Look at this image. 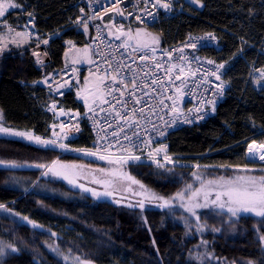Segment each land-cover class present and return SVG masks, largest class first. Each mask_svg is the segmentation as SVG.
I'll use <instances>...</instances> for the list:
<instances>
[{
  "label": "trees",
  "instance_id": "trees-1",
  "mask_svg": "<svg viewBox=\"0 0 264 264\" xmlns=\"http://www.w3.org/2000/svg\"><path fill=\"white\" fill-rule=\"evenodd\" d=\"M15 1L20 7L7 15L10 23L21 26L34 13L43 38L60 35L50 41L49 63H38L29 50L0 58L1 122L9 128L50 137L55 115L47 108L52 102L76 111H85V106L76 91L56 98L38 82L53 69L66 66L70 44L91 47V32L83 26L71 28L70 20L78 16L76 0ZM200 2L203 8L187 4L186 13L151 28L162 39L157 48L189 35H217L221 49L200 52L227 63L223 80L229 89L209 119L173 131L166 140L170 152L179 159L207 166L200 170L211 177H225L234 174L237 167L251 165L247 160L250 143L264 145V86L258 89L252 81L254 72L264 71V55L260 53L264 50V0ZM93 143L88 126L70 141L73 148H89ZM58 158L93 163L82 156L64 155L56 148L0 137V241L17 249L0 255V264H65L47 247L54 240L61 252L95 264H198L192 259L198 237L190 235L178 213L161 205L143 207L100 197L66 185L53 172L35 168H56L53 162ZM11 165L35 167L14 170ZM127 168L164 197L175 196L191 181L189 169L184 167L144 160ZM11 173L26 178L25 187H8ZM45 173L56 179H47ZM47 180L76 194V199L33 191L39 182ZM200 221L202 238L216 264H264V215L233 217L225 211L209 210L201 213Z\"/></svg>",
  "mask_w": 264,
  "mask_h": 264
},
{
  "label": "built area",
  "instance_id": "built-area-1",
  "mask_svg": "<svg viewBox=\"0 0 264 264\" xmlns=\"http://www.w3.org/2000/svg\"><path fill=\"white\" fill-rule=\"evenodd\" d=\"M188 1L161 0V4H168L165 8L161 4L152 6L146 0H124L115 6L112 0H76L78 16L70 20L71 28L82 27L86 22L91 32L93 63L88 68L73 65L55 68L42 79L41 84L56 98H64L88 71H94L102 78V103L85 111L67 110L57 102H52L47 108L55 115L54 126L70 130L77 134L76 137L83 133L85 126L90 128L94 143L89 148H79L80 151L112 159L139 157L145 161H175L178 157L169 150L168 134L204 122L214 114L216 105L229 89L223 80L226 63H219L200 51L220 50L221 39L217 35H189L159 49L138 47L108 32V18L116 30L157 28L163 21L186 13ZM30 14L20 27L40 38L31 49L39 48L40 61H44L49 56L48 44L42 41L36 15ZM52 38L45 39L51 41ZM10 46L0 29V58ZM260 53L264 55L262 50ZM117 65L120 66L119 77L114 71ZM177 75L179 79H176ZM114 77L123 83H117ZM132 79L138 87L134 88L129 82ZM117 89H122L123 94ZM133 91L135 96L130 100L129 94ZM135 99L140 103H134ZM55 104L58 109L52 112ZM133 107L135 113L131 111ZM141 108L143 112H140ZM126 109L128 116L132 117L130 120L122 118ZM61 111L66 112L59 115ZM55 129L52 127L51 137ZM126 136L131 139H125Z\"/></svg>",
  "mask_w": 264,
  "mask_h": 264
},
{
  "label": "rangeland",
  "instance_id": "rangeland-1",
  "mask_svg": "<svg viewBox=\"0 0 264 264\" xmlns=\"http://www.w3.org/2000/svg\"><path fill=\"white\" fill-rule=\"evenodd\" d=\"M14 2L16 3L15 0ZM187 4H190L196 8L204 7L203 3L200 2L199 4H194L191 2V0H189ZM154 29L145 27H132L123 30L118 29L117 31H113V36L120 39H125L130 42V44L142 48L158 47L160 46L162 39L159 35H157ZM24 31L30 33L28 30ZM30 34L33 35L32 33ZM33 37L35 36L33 35ZM44 40L46 39L42 38V41ZM47 44L49 48L50 41H47ZM32 46L33 45H29V47ZM74 46V43L69 45L67 50L68 62L66 66L72 64L73 66L85 68L90 67L93 63V55L91 54L92 48L90 46ZM262 52H264L263 49ZM45 59L46 60L43 62L45 64L49 63V56ZM262 73H264V71H257L252 75V81L258 89H261L264 86V75H262ZM80 82L81 81L79 80L75 84L76 87L75 85L73 87V89H77V85L80 84L78 100L84 104L87 109L96 106L103 98L102 78L96 72L88 71V73L84 76L83 81L81 83ZM103 101L104 100H102L101 103ZM64 112L66 111H61L58 114H64ZM0 118H2L1 112ZM1 125L4 124L2 123ZM53 127L56 129L54 130L52 137L38 136L32 131L17 133V131L15 132L12 129H9L10 132L1 134L0 137L5 136L9 138L21 139L43 148H56L64 155L82 156L86 159L93 160V163L90 164L58 158L53 162V165L81 183L96 185L103 191H111L117 193V195L129 197L127 200L121 199L120 197L117 198V200L121 199L130 205L140 204L143 207H147L149 205L142 204L141 202H154L157 204L156 206L161 205L160 207L162 208L169 209L173 213H178L179 219L187 224L186 226L188 227L190 235L194 234V236L198 237V244L192 253V259H194V261L198 264H216V260L209 252L207 243L201 235V213L209 210L228 212L227 208L233 207L234 209H237L235 215H233L231 212L228 213L233 217H239L241 215L248 214L257 215V211L262 210L257 204L254 205L256 211H244V205H240L235 202H229L228 197V193L243 191H250L256 194L264 193V166H261L264 162V159H260V156L264 155V149H262L260 147L261 144L257 142H252L253 144L250 143L251 145L249 144V148H253L254 154H252L251 151H249L250 154L247 152V156L253 155L255 161L249 162L251 165L237 167V170H235L234 174L225 177H211L207 175V173H204L203 170H200L202 167L207 166L198 162L186 161L179 158H177L175 161H145L155 165L167 164L172 167H184L189 169L188 173L190 174L189 176L191 177V181H188L185 184L183 190L179 192L181 195L177 196L176 194L172 197H164L155 190L150 189L141 183L130 173L129 169L127 168L130 164L143 162L144 160L134 158L112 159L105 157L102 159L101 156H96L94 154L89 155V152H82L79 150V148H73L71 146L70 141L78 138L76 137L77 134L70 130L59 129L58 126ZM37 138H39V140ZM53 140L56 141V145L54 146L51 144L46 146L41 143V141ZM60 144H63L64 147H59ZM46 173L44 176H46L47 179H56L54 175ZM26 183V178L18 176L17 173H11L9 175L7 186L14 189H21L25 187ZM33 191L41 195L60 197L63 199L74 200L77 197V195L74 193L65 192L63 188L55 187L53 184L49 183L48 180L47 182H39ZM217 194H220V199L218 200L215 199ZM235 199L236 197L233 195L232 200L235 201ZM165 201H167V204H165ZM221 204H224L225 207L221 208ZM193 213H195V215ZM197 217H199V219H197ZM52 235L56 239V235ZM47 247L49 251L55 255V257L65 264H95L93 261L85 260L76 254L61 252L56 240L51 243H47ZM0 248H3V255L17 251L14 246L6 244L2 241H0Z\"/></svg>",
  "mask_w": 264,
  "mask_h": 264
},
{
  "label": "snow or ice",
  "instance_id": "snow-or-ice-1",
  "mask_svg": "<svg viewBox=\"0 0 264 264\" xmlns=\"http://www.w3.org/2000/svg\"><path fill=\"white\" fill-rule=\"evenodd\" d=\"M124 0H112V5H118L123 3ZM192 3L194 4H199L200 0H191ZM146 3H150L152 6H156L157 4H161V0H146ZM162 7L167 8L168 4L167 3H163L161 4ZM202 6V5H201ZM20 5L16 4L14 2V0H0V22L6 23L2 20V18L5 15V11L9 8L11 9H15V8H19ZM122 14V12H121ZM31 15V14H29ZM136 19H139V17H136ZM83 27H86L87 24L85 22L84 25H82ZM43 43H47V40H44ZM193 47H195V45H192ZM144 58V57H142ZM38 63H43V61H37ZM209 63H211V61H209ZM222 67V66H221ZM114 71L117 73V77H119V72H120V66L117 65V67L114 69ZM262 75H264V73H262ZM117 77H114V80H116L117 83H123L122 80L118 79ZM176 79H179V75H177ZM216 79H219V76L216 77ZM130 83L133 84L134 88L138 87V85H136V82L134 79L129 81ZM152 83H155V81H152ZM125 87L127 86L126 84L124 85ZM117 91H120L121 94H123V90L122 89H117ZM135 96V92H131L129 94V99L132 100L133 97ZM169 99H171V97H169ZM119 102V101H117ZM134 103H140L139 99H135ZM133 113L136 112L135 107H133V109L131 110ZM191 111V110H190ZM197 111H199V109H197ZM140 112H143V108L140 109ZM117 115L119 116V113H117ZM125 120H130L132 119V117L128 116V110H125V114L124 117H122ZM131 127V125H129ZM123 130V128L121 129ZM0 131H7L6 129H2L0 128ZM133 132L135 134L136 130L135 128H133ZM113 135H115V133H113ZM39 140V138H37ZM125 139H131V137L126 136ZM42 144L44 145H56V141H41ZM136 146V145H133ZM59 147H64L63 144H60ZM260 147L264 148V145H261ZM249 151H251V148H249ZM89 155H91V153H89ZM103 159V157H101ZM134 159H139V157H134ZM260 159H264V155L260 156ZM3 163V162H0ZM11 167H16V165H11ZM181 194L178 193L177 196H180ZM233 195H235L236 199L235 201L232 200ZM228 197H229V202H235L237 204L240 205H244L243 210L244 211H256V208L254 207V205H259L260 208L262 209L261 211H257V215H264V193H260V194H256V193H252L250 191H243V192H235V193H228ZM215 199H220V194H217V196L215 197ZM165 204H167V201H165ZM251 205V206H250ZM2 207V206H0ZM221 208H224L225 205L221 204L220 205ZM237 209H234L233 207H228L227 211L231 212L233 215H235ZM195 215V213H193ZM197 219H199V217H197ZM0 255H3V248H0Z\"/></svg>",
  "mask_w": 264,
  "mask_h": 264
},
{
  "label": "crops",
  "instance_id": "crops-1",
  "mask_svg": "<svg viewBox=\"0 0 264 264\" xmlns=\"http://www.w3.org/2000/svg\"><path fill=\"white\" fill-rule=\"evenodd\" d=\"M16 9V8H15ZM12 10H14V9H11V8H9V9H7L6 11H5V15H4V17L2 18V20L4 21V22H6V23H3V22H0V29L1 30H3V32H4V37H5V39L6 40H8L10 43H11V46H10V48H8V49H6L5 51H4V53H2L1 55H2V57H4V56H7V55H11V54H16V53H20V52H23V51H25V50H29V51H32V53H34L35 55H36V57H37V60H41V58H42V56H41V51H40V49L38 48V49H31L32 47H29V45H34L35 43H38L39 41H40V38H36V37H33V35H31L30 33H28V32H25L24 31V29L23 28H21L20 26H14L12 23H10L9 22V20H7V15L9 14V12H11ZM108 20L109 21H111L109 18H108ZM111 23V22H110ZM110 23H108L109 24V26L110 27H108V32H109V34H111L112 36H113V31H117L116 29H114L113 27H111V24ZM84 30H89L88 28H84ZM85 31V32H86ZM89 32V31H88ZM60 34H58V35H56V36H53V38H55V37H57V36H59ZM43 37V36H42ZM52 38V39H53ZM33 40V41H32ZM71 45V44H70ZM75 46H77V45H75ZM74 46V47H75ZM89 46V45H88ZM92 48V47H91ZM90 48V49H91ZM91 54L93 55V51L91 50ZM46 60V59H45ZM67 62H68V60H67V52H66V55H65V65H67ZM45 64V63H44ZM72 65V64H71ZM86 75V74H85ZM84 75V76H85ZM84 76L81 78V82L83 81V79H84ZM80 82V83H81ZM39 84H41L42 83V80H40L39 82H38ZM80 85V84H79ZM79 85H77V89L75 90V89H73L74 91H76V94H77V97L79 96V93H80V87H79ZM75 87H76V85H75ZM102 100H104V92H103V98L100 100V102H98V104L99 103H101V101ZM57 104L59 105V103L57 102ZM57 104H55V105H53V111L52 112H54L55 110H56V108L58 109V105ZM97 104V103H96ZM84 105V104H83ZM60 106V105H59ZM85 106V105H84ZM61 107V106H60ZM63 108V107H62ZM61 109V108H60ZM66 109V108H65ZM87 108L85 107V110H86ZM67 110H70V109H67ZM57 111V110H56ZM76 111V110H75ZM51 113V112H50ZM56 113V112H55ZM53 114V113H52ZM1 115H2V113H1ZM2 118H0V128H2V129H6L7 131H0V135L1 134H5V133H7V132H10L9 131V129L11 130H13V131H17V133L19 132V133H22V132H24L25 130H16V129H13V128H9V127H6L5 125H1L2 124ZM54 126V123H53V125H52V127ZM14 132V133H15ZM3 137H5V136H3ZM7 138H9V137H7Z\"/></svg>",
  "mask_w": 264,
  "mask_h": 264
},
{
  "label": "water",
  "instance_id": "water-1",
  "mask_svg": "<svg viewBox=\"0 0 264 264\" xmlns=\"http://www.w3.org/2000/svg\"><path fill=\"white\" fill-rule=\"evenodd\" d=\"M247 160L248 162H254V158L252 155H248L247 156ZM35 166L32 165H16V167H10L14 170H29L34 168ZM35 168L40 169V170H45V171H49V172H53L59 179H62L66 184H68L69 186H72L78 190H82L91 194H95V195H99V196H104L105 198H121V199H128L129 197L127 196H121V195H117V193L111 192V191H103L101 190L99 187H97L96 185H91V184H85V183H81L78 180H76L75 178H73L72 176L68 175L66 172L58 169V168H53V167H46V166H36ZM121 199H118V201H120ZM142 204H146L149 206H156L157 204L154 202H141Z\"/></svg>",
  "mask_w": 264,
  "mask_h": 264
},
{
  "label": "bare ground",
  "instance_id": "bare-ground-1",
  "mask_svg": "<svg viewBox=\"0 0 264 264\" xmlns=\"http://www.w3.org/2000/svg\"><path fill=\"white\" fill-rule=\"evenodd\" d=\"M251 153L254 154V150H253V148H251Z\"/></svg>",
  "mask_w": 264,
  "mask_h": 264
}]
</instances>
